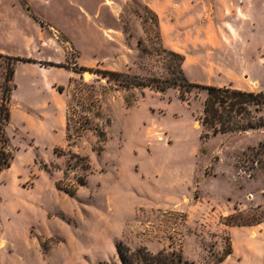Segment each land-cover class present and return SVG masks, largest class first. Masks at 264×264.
Masks as SVG:
<instances>
[{"label":"rangeland","instance_id":"rangeland-1","mask_svg":"<svg viewBox=\"0 0 264 264\" xmlns=\"http://www.w3.org/2000/svg\"><path fill=\"white\" fill-rule=\"evenodd\" d=\"M20 1L35 20L0 0V53L31 60L9 83L0 264H264V106L213 135L205 89L151 81L174 52L189 83L264 94V0Z\"/></svg>","mask_w":264,"mask_h":264},{"label":"trees","instance_id":"trees-1","mask_svg":"<svg viewBox=\"0 0 264 264\" xmlns=\"http://www.w3.org/2000/svg\"><path fill=\"white\" fill-rule=\"evenodd\" d=\"M173 59L171 67H173L172 76L163 80H151L157 84L154 88L163 91L167 88L178 87L183 93H188L191 88H202L207 91V97L204 101L201 125L210 129L213 135L227 134L235 132H243L250 129H255L261 126V122L253 123L248 115L250 114L251 106H264V94L245 92L231 88H218L214 86H202L189 83L182 72L183 57L174 52H169ZM0 58L6 60V71L4 81V91L0 98V170L7 167L9 155L1 148L4 140V127L9 119V92L11 91L9 83L12 82L15 62H30V59L12 57L0 54ZM107 76H120L117 72H104ZM136 77H126V86L141 87L151 86L144 82H137ZM163 83V84H162ZM153 86V85H152ZM259 224V223H256ZM229 253V252H227ZM118 256L122 264H182L181 256L174 252H158L151 254L144 249H137L130 252L126 250L122 252L118 249Z\"/></svg>","mask_w":264,"mask_h":264},{"label":"crops","instance_id":"crops-1","mask_svg":"<svg viewBox=\"0 0 264 264\" xmlns=\"http://www.w3.org/2000/svg\"><path fill=\"white\" fill-rule=\"evenodd\" d=\"M15 4H17L18 6H20V7L23 9L21 15H23V19L26 20V22L29 21L30 18L34 19L33 16H29V14L24 10V6H23V4L21 3L20 0H14L13 6H16ZM23 13H24V14H23ZM34 20H35V19H34ZM27 23H28V22H27ZM26 42L29 43V45H30V44H34L35 41H34V38L29 37V36L27 35ZM0 54H2V53H0ZM2 55H5V54H2ZM7 56H8V55H7ZM13 57H14V56H13ZM19 58H20V57H19ZM25 58H27V57H24V59H25Z\"/></svg>","mask_w":264,"mask_h":264}]
</instances>
